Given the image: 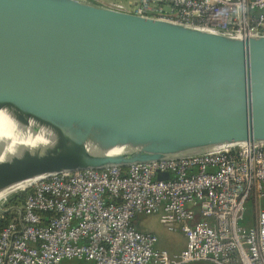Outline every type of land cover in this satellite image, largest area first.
<instances>
[{
  "label": "water",
  "instance_id": "95a60500",
  "mask_svg": "<svg viewBox=\"0 0 264 264\" xmlns=\"http://www.w3.org/2000/svg\"><path fill=\"white\" fill-rule=\"evenodd\" d=\"M0 107L59 136L45 158L0 164V202L54 174L264 143V34L0 0Z\"/></svg>",
  "mask_w": 264,
  "mask_h": 264
},
{
  "label": "built area",
  "instance_id": "2783aa9c",
  "mask_svg": "<svg viewBox=\"0 0 264 264\" xmlns=\"http://www.w3.org/2000/svg\"><path fill=\"white\" fill-rule=\"evenodd\" d=\"M108 6L226 35L264 34V0H136L130 10L116 2ZM159 173L170 176L158 179ZM27 190L23 207L0 225V264H59L65 259L264 264V143L54 174ZM249 201L254 225L246 229L239 221ZM138 214L160 215L169 230L184 234L186 247L172 255L157 246V234L134 226Z\"/></svg>",
  "mask_w": 264,
  "mask_h": 264
},
{
  "label": "clouds",
  "instance_id": "9594fccd",
  "mask_svg": "<svg viewBox=\"0 0 264 264\" xmlns=\"http://www.w3.org/2000/svg\"><path fill=\"white\" fill-rule=\"evenodd\" d=\"M58 142L59 136L50 125L35 117L24 123L13 109L0 107V164L22 160L25 154L45 158Z\"/></svg>",
  "mask_w": 264,
  "mask_h": 264
},
{
  "label": "rangeland",
  "instance_id": "374dc122",
  "mask_svg": "<svg viewBox=\"0 0 264 264\" xmlns=\"http://www.w3.org/2000/svg\"><path fill=\"white\" fill-rule=\"evenodd\" d=\"M169 6L166 5V8ZM262 202L264 204V199H262ZM247 212L245 215V218L239 221V224L242 227H245L246 229H250L254 225V206L252 202L246 203ZM144 217H148L147 215H143ZM153 222V228L155 227L157 232L153 231V228H151L149 231L152 233H155L159 237V243L157 246L160 248L167 249L169 252H174L179 250V248L182 246V242L184 241L181 236H178L177 234H174V231H171L168 229V227L162 223L161 221H152ZM142 231V230H141ZM61 264H82V261L79 259H65L62 261Z\"/></svg>",
  "mask_w": 264,
  "mask_h": 264
},
{
  "label": "crops",
  "instance_id": "0c3cea01",
  "mask_svg": "<svg viewBox=\"0 0 264 264\" xmlns=\"http://www.w3.org/2000/svg\"><path fill=\"white\" fill-rule=\"evenodd\" d=\"M95 2H98L100 4L106 5L108 6L109 2H116L120 5H122L123 7H125L127 10H130L134 7V5L136 4V0H93ZM144 214H138L133 221L134 226L142 231H149L151 228H153V222L152 221H161L160 219V215L158 214H150L147 215L148 217H144ZM154 232H157L156 228H153ZM174 234H177L178 236H181V238L184 239V241L182 242V246L179 248V250L174 251V252H170L172 255H175L177 253H179L180 251H182L185 247H186V237L184 236L183 233H181L179 230L178 231H174ZM82 264H87L85 261L81 260ZM62 263V262H61ZM59 263V264H61Z\"/></svg>",
  "mask_w": 264,
  "mask_h": 264
},
{
  "label": "trees",
  "instance_id": "16d2710c",
  "mask_svg": "<svg viewBox=\"0 0 264 264\" xmlns=\"http://www.w3.org/2000/svg\"><path fill=\"white\" fill-rule=\"evenodd\" d=\"M29 195V190L20 191L8 197V199L4 202V208L6 213L4 214V218L0 219V225L4 226L11 221V219L16 214V209L19 207H23L27 196ZM190 264H206L203 261H198Z\"/></svg>",
  "mask_w": 264,
  "mask_h": 264
}]
</instances>
